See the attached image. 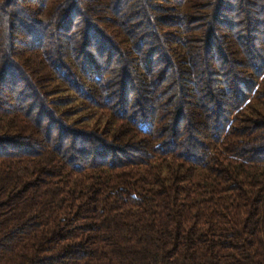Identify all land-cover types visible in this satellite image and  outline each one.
Here are the masks:
<instances>
[{
    "label": "trees",
    "instance_id": "1",
    "mask_svg": "<svg viewBox=\"0 0 264 264\" xmlns=\"http://www.w3.org/2000/svg\"><path fill=\"white\" fill-rule=\"evenodd\" d=\"M0 264H264V0H0Z\"/></svg>",
    "mask_w": 264,
    "mask_h": 264
}]
</instances>
